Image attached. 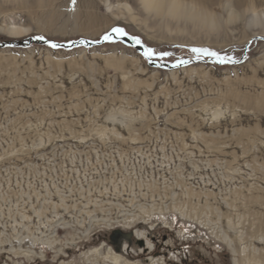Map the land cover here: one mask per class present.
Returning a JSON list of instances; mask_svg holds the SVG:
<instances>
[{
  "label": "rangeland",
  "instance_id": "rangeland-1",
  "mask_svg": "<svg viewBox=\"0 0 264 264\" xmlns=\"http://www.w3.org/2000/svg\"><path fill=\"white\" fill-rule=\"evenodd\" d=\"M178 1L0 0V42L247 47L0 48V264H264V0Z\"/></svg>",
  "mask_w": 264,
  "mask_h": 264
},
{
  "label": "water",
  "instance_id": "water-1",
  "mask_svg": "<svg viewBox=\"0 0 264 264\" xmlns=\"http://www.w3.org/2000/svg\"><path fill=\"white\" fill-rule=\"evenodd\" d=\"M110 32H112V30ZM103 37L100 38L98 41H89V40H85V39H79V40H76V41H69V42H65V43H56V42L49 41V40H46V39L40 40V39H36V38H27V39L18 40V41L0 42V48L19 47V46L24 47V46H27V45H29L31 43H37V44H41V45H47V46H49L52 49L68 50V49H71V48H74V47H83V48L97 47V46H100V45L105 44V43H110V42H112L114 40H117V39L122 41L126 45L132 46L141 55H143V52H144L145 48H147L142 43L140 45L135 44V42L132 39L129 38L130 36L129 37L117 38L116 34L113 33V40L112 41H106V40L103 39ZM254 39H258V37H254L253 40ZM49 42L61 45V47L53 48V47L50 46ZM246 49H247V47H245L244 52H243L242 56L239 59H237V60L230 59L231 61H235V62L218 63L215 58H208V59L205 60L202 57L199 58V59L194 57L193 59L186 60V61H189V63L179 64L178 66H175V67H181V66H184V65L196 64V63H213V64H216V65H219V66H222V65H228V66L238 65V64H240V63H242L244 61V58H245V55H246ZM146 60H147V62H148V64L150 66H158V67L164 68V69L175 68L173 65H177L178 64V63H175V64H171V65H166V64H163V63L158 64L157 62L152 61V60L151 61H149L148 59H146Z\"/></svg>",
  "mask_w": 264,
  "mask_h": 264
},
{
  "label": "snow or ice",
  "instance_id": "snow-or-ice-1",
  "mask_svg": "<svg viewBox=\"0 0 264 264\" xmlns=\"http://www.w3.org/2000/svg\"><path fill=\"white\" fill-rule=\"evenodd\" d=\"M75 2H76V0H72L73 5H75ZM113 33L116 34L117 38L129 37V34L123 28L116 27V28L112 29V32L105 34L103 39L106 41H112L113 40ZM129 38L132 39L135 42V44H137V45L141 44V40L138 37L130 36ZM36 39L43 40L44 37H36ZM49 43H50V46L53 48L61 47V45L51 43V42H49ZM191 52L196 55L197 59H199L203 56H207V57L215 58L218 63L235 62V61H231L230 58H228L226 56H221L219 53H217L215 51H211L207 48H195L194 47L191 49ZM169 55H170V53H168V52L157 53L152 48H145V50L143 52V56L146 59H148L149 61H151L153 57H159L162 59L163 57H166ZM185 63H189V61L180 60L177 65H173V66L175 67V66H178L179 64H185Z\"/></svg>",
  "mask_w": 264,
  "mask_h": 264
},
{
  "label": "bare ground",
  "instance_id": "bare-ground-1",
  "mask_svg": "<svg viewBox=\"0 0 264 264\" xmlns=\"http://www.w3.org/2000/svg\"><path fill=\"white\" fill-rule=\"evenodd\" d=\"M140 1H142V3H144L145 5H148V4H151V3H152V0H140ZM178 2H179L178 0H169V2H168V4H169L168 9H170V8H174L175 6H178V4H179ZM234 17L236 18V16H234V14L231 13L229 9H227V11H226V21H230L231 19H235ZM206 18H207V15H206V16L202 15V16H201V22L205 24V22H203V21H204V19H206ZM261 23H262V21L260 20V23H259L258 20H257V18H256V16L253 15V16H251L250 19L247 21V26H248L249 28L259 29V28L262 27V26H261ZM206 24L209 25V26H213V25L215 24V22H214V18L211 17V16L208 17V21H207ZM255 34H256V33H255ZM257 108H258V107H257ZM222 115H223V113H221V112H219V111H215V112H213V113H209V114H207V116L210 117V118H212V117H219V116H222ZM139 237H140V238H143L144 236L141 234V236H139ZM147 244H148V246H149V242H147ZM97 249H99V247H98ZM20 251H21V250H20ZM23 251H24V250H23ZM91 252H92V251H91ZM95 253H96V252H95ZM90 254H91V253H90ZM110 259L113 261L114 264H124V263H125V262L121 259L120 256H118L117 254H114V253H112V256H111Z\"/></svg>",
  "mask_w": 264,
  "mask_h": 264
}]
</instances>
